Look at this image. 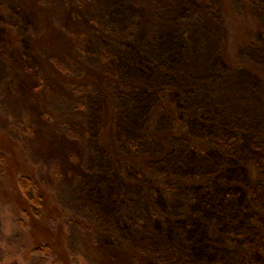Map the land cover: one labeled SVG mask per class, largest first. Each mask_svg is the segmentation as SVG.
Returning <instances> with one entry per match:
<instances>
[{
    "label": "trees",
    "instance_id": "16d2710c",
    "mask_svg": "<svg viewBox=\"0 0 264 264\" xmlns=\"http://www.w3.org/2000/svg\"><path fill=\"white\" fill-rule=\"evenodd\" d=\"M185 1L181 6L178 0H0V56L26 57L38 65L42 74L40 81L33 83L40 94L38 105L29 104L30 97L26 95L25 100L16 99V108L20 105V111L28 110L31 127L42 131L59 153L56 168H52L31 156L19 122V126L10 123L0 127V214L9 215L0 227V233L6 235H0V264H164L163 257L116 242L120 232L144 229L145 219L166 237L165 247L177 248L181 260L187 258L178 249L192 255L208 248L233 256L239 264H264V201L260 192L264 189V108L253 106L245 115L240 113V125L228 137H191L190 123L207 121L203 111L183 110L172 99L175 91L184 89L179 77L171 79L176 73H166L165 68L169 60L179 59L189 48L188 26L193 23L188 22L191 19L187 7L193 9L191 17L213 16L207 0ZM261 1L238 0L242 7L239 12L234 0H215L222 26L214 49L217 48L220 66L237 71L257 85L264 105V65L252 55L251 59L247 56L248 51L264 56V20L255 14L261 9ZM93 2L103 3L99 11L95 4L88 8ZM13 4L25 16L31 32L22 34L12 21ZM125 19L128 22L124 23ZM173 27L175 34L171 32ZM91 47L96 49L97 58L87 63L84 53H90ZM69 62L80 70L71 68ZM21 72L22 69L20 76ZM156 78L162 82L154 84ZM89 91L102 102L96 142L110 165L108 174L95 167L87 169L84 160L73 155L80 151L89 133L85 122L90 115L86 103ZM147 95H157L159 100L146 108L144 133L145 139L156 143L161 151L157 155L141 151V139L118 137V123L128 119L130 113L121 116V105L117 103L122 101L125 110L130 111ZM60 96L78 102L84 96L88 98L66 113L50 107L52 100ZM162 114L168 116L169 122L158 128ZM177 146L186 157L229 154L230 149L240 154L230 169L222 166L207 175L190 172L194 169L190 164L185 173H161L155 165ZM76 169L79 180L87 187V191L79 187L84 196L105 205L114 215L116 227L112 231L60 202L58 178ZM226 171L242 173L244 180L224 179ZM110 183H120L125 188L116 196L118 201L111 198ZM231 188L244 191V210L234 209L240 200L238 195L227 198L217 191ZM134 190L142 195L140 217L131 198ZM198 191L206 192L205 196L193 200L192 193ZM186 193L190 195L189 202L181 196ZM219 221L238 227V232H221ZM182 223L186 224L182 230L184 240L197 224L207 228V236L200 243L186 241L187 248H181L174 235L181 232ZM72 228L80 237L76 251L70 244ZM206 264L226 263L219 259Z\"/></svg>",
    "mask_w": 264,
    "mask_h": 264
},
{
    "label": "rangeland",
    "instance_id": "374dc122",
    "mask_svg": "<svg viewBox=\"0 0 264 264\" xmlns=\"http://www.w3.org/2000/svg\"><path fill=\"white\" fill-rule=\"evenodd\" d=\"M234 1L238 6L237 10L242 12V7L240 6V3H238V0ZM178 3L182 6L187 2L185 0H178ZM207 3H211L209 10L211 11V15L216 19H212L213 17H209L206 14L200 18L191 17L190 11L193 9L189 5L187 7L189 8L187 15L191 20L187 21L193 23L188 26L191 31V42H189V48L186 53L181 54L179 59L175 58L169 60L166 64L167 68H165L167 71L166 73H176L175 78L171 76V79L175 80L179 77L178 82L181 83L184 89L182 91H175L172 99L175 100L179 106L181 105L183 110L203 111L204 115L202 116L207 123L205 121H194L193 123H190L189 134L195 140H203L215 135H221L222 138L228 137L235 130V127L240 125L239 119L242 115L240 113L245 115L251 111L253 106L264 108L260 99V90L256 87L257 85L252 80L237 71H232L220 66L218 61H216L218 51L217 48L214 49V46H217V42L215 40L218 41L219 35L221 34L222 21L218 14L215 0H207ZM52 4H55V1H53ZM94 4L95 3L93 2L92 6L88 8H92ZM102 4L101 2L100 4H95L97 11H99ZM261 5V9H259V11L255 14L258 18H260V20H264V0L261 1ZM9 20L10 19L6 21ZM12 21L19 27L22 34L31 32L29 23L16 4H13ZM120 21L123 22L124 20L121 19ZM117 22L116 24L118 25L121 23ZM126 22H128V19H125L124 23ZM174 30H176L175 27L171 28V32L173 34H175V32H173ZM173 41H175L174 38L171 42ZM179 52H182L181 49ZM84 55L85 58L83 59L87 63H91V61H95L97 58L96 49L91 47L90 53L88 51V53H84ZM250 55L256 58V62H262L264 65V56L257 54V52L252 53L248 51V58H250ZM200 58L202 59L201 62L199 61ZM18 64H20V69H22V76H20L19 73L20 69L18 70L17 68ZM68 65H70L71 68L80 70V67L73 62H69ZM37 66L38 65L34 61L29 62L26 57L0 56V127H4L10 123L18 125L19 122L20 126H18L24 133L23 137L26 142V147L31 156L38 161L45 162L52 168H56V158L59 156L56 148L50 143L48 137L46 138L41 134L42 131H37L35 128L31 127V115L28 110L20 111V105L16 108V99L20 97L25 100L26 95L28 98L30 97V100L27 101L29 104L38 105L37 102L40 99V94L37 92V88H34L35 84L33 83H35L36 80L39 82L42 78V74ZM164 77V81L167 82L168 78L166 79L165 75ZM158 82L162 81L157 78L153 81L154 84H157ZM88 93H90V98H88L89 95L84 96L81 101L84 98L87 101L88 98L86 103L89 104L90 115L86 118L85 122L89 129V133L85 135L86 139L81 143L80 151L77 153L76 150L73 155H76L78 159L84 160V164L87 169L91 170V168L95 167L98 170H106L108 174L110 165L106 157L99 152L100 150L96 142V133L98 131L101 117L100 111L102 108V102L100 97L96 96L93 91H89ZM143 99L145 100L142 104L139 103L135 109L130 108V111L125 110L126 107L122 106V101L117 103L119 107L121 105V110L123 112L121 113V116L130 113L128 119H120L118 123V137L119 140L129 141L135 138L141 139V151H147L148 154L153 155L161 154V151L158 150L156 143L148 141V139H145L144 135L147 124L145 117L146 108H152L159 100L157 95L154 97L149 95L143 96ZM81 101H73L72 99H68L66 96H60L52 100L50 107L52 109L68 113L74 108H77ZM210 121H214V124H211ZM168 122V116L166 114H162L158 117L157 127H165ZM262 126L264 127V124H262ZM126 134H128V136ZM229 152V154L224 152L212 155H201L198 153L192 155V157H186L183 149L177 146L174 150H172V153L164 159V161L157 163L155 166L161 173H185V171L189 169L187 165L190 164L194 168L190 172L197 173L198 175H207L214 173L219 169V167L227 166L230 169L235 165V158L238 157L240 152L233 151V149H230ZM78 175L79 172L76 169L75 173L71 172L68 176L58 178L60 202L75 213L88 218L91 222H100L102 226L107 227V231H112V229L116 227L114 215L109 213V208L104 207L105 205L100 206L92 199L84 196L79 187L82 185L81 188L83 191H87V187L79 180L80 178ZM223 175L224 179L227 180H244L242 173L234 174L230 171H226ZM108 176L109 181H112V177L110 175ZM70 182H73L75 185L71 186ZM118 184L119 185H114V183H110V186H108V188H110L111 198L115 201H118L116 196H118L121 191H125L124 186L120 183ZM217 191L220 195H222V197L228 198L231 195H238L240 197L239 202H237V206L234 205L235 210L240 211L245 206L243 195L244 191L242 192L239 188H231L224 192L220 189ZM260 192H262L261 197L263 198L262 201H264V189ZM205 194L206 192L204 193L200 191L192 193V199L194 200V198H196L198 200L204 197ZM102 195L103 192L101 196ZM181 196L184 197L185 201L189 202L188 200L190 199V195L186 193ZM131 198L135 207L138 208V217H140L142 215L140 214L141 211L143 212V203L141 199L142 195L137 190H134L131 193ZM107 203H109V201H107ZM204 211L207 215H209V217L212 216L210 211ZM8 219L9 215L2 216V214H0L1 228H3V223H5ZM145 220L144 229H134L133 232L127 233L120 232L116 242L120 245H126L127 243L129 246H137V248L143 252L146 251L156 257H163L165 260L164 264H194L195 260L200 261V264H206L208 261H217L219 259L226 264H239L238 260L233 259V256L223 254V252L220 254L208 248L198 253L192 252V255H189V253L186 254L178 249V251L184 254L187 258V260H184L182 257L181 260L178 256L177 248L175 246H171L170 248L165 247V242L167 241L166 237H164L163 234H161V232H159V230H157L152 223L149 222V220ZM179 220H182V218H179ZM130 225L131 222H129V226ZM181 226V232L179 230L176 231L174 239L176 240L175 243L179 242L182 246L181 248L183 249L187 248L184 247L186 241L189 243H200L205 239V236H207L208 233L206 227L197 224L194 225L191 232L188 233L187 240H184L182 230L186 229V224L182 223ZM217 226H219L221 232H228L229 230L238 232L239 230L238 227H232L230 224H223L220 221L217 222ZM0 232L2 233L3 231ZM1 233L0 235L6 237L5 234ZM8 239L12 240L14 239V236H9ZM70 244L73 251H76L80 244L79 234L74 228H72ZM163 248H165V250ZM174 253L176 254L175 256Z\"/></svg>",
    "mask_w": 264,
    "mask_h": 264
}]
</instances>
